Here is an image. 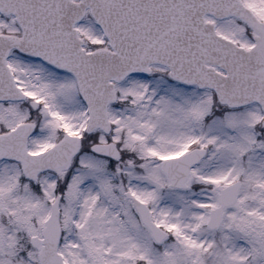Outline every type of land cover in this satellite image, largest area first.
Here are the masks:
<instances>
[{"label": "snow or ice", "instance_id": "obj_1", "mask_svg": "<svg viewBox=\"0 0 264 264\" xmlns=\"http://www.w3.org/2000/svg\"><path fill=\"white\" fill-rule=\"evenodd\" d=\"M0 264H264V0H0Z\"/></svg>", "mask_w": 264, "mask_h": 264}]
</instances>
